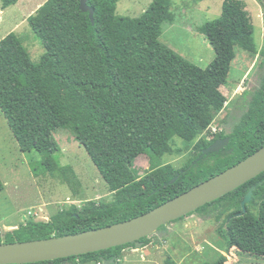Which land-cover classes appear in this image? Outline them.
I'll list each match as a JSON object with an SVG mask.
<instances>
[{
  "label": "trees",
  "instance_id": "1",
  "mask_svg": "<svg viewBox=\"0 0 264 264\" xmlns=\"http://www.w3.org/2000/svg\"><path fill=\"white\" fill-rule=\"evenodd\" d=\"M17 1L2 0V8ZM88 4L94 8V21L80 9V0H46L27 17L45 50L38 62L15 32L0 39V111L21 149L37 154L34 169L52 175L62 172L63 180L72 186L75 174H67L70 167L60 165L56 154L61 147L54 135L55 128L70 124L113 197L71 204L46 221L21 223L4 235L6 242L75 233L132 218L264 145V77L232 132L217 131L211 138L203 135L226 99L220 84L226 82L237 56L233 40L253 33L241 0L223 1V21L207 34L215 57L206 68L159 39L162 23L170 17V0H153L136 17L118 14V0H88ZM174 136L192 142L195 154L181 167L154 164L165 153L180 152L172 144ZM226 136L230 141L220 149L225 153L209 152L197 160L204 148ZM142 154L152 164L144 175L135 166ZM209 156L213 158L206 160ZM181 169L174 183L163 186ZM252 185L256 188L243 211L241 201ZM4 189L0 178V192ZM223 201L227 205L214 210ZM212 210L217 219L226 214L217 228L226 251L236 247L264 256V171L194 212L211 214ZM142 240L145 246L151 238ZM129 246L135 245L23 264H103L109 258L120 264ZM226 260L227 255L220 254L202 264ZM164 264L178 263L168 255Z\"/></svg>",
  "mask_w": 264,
  "mask_h": 264
},
{
  "label": "rangeland",
  "instance_id": "2",
  "mask_svg": "<svg viewBox=\"0 0 264 264\" xmlns=\"http://www.w3.org/2000/svg\"><path fill=\"white\" fill-rule=\"evenodd\" d=\"M45 1L18 0L2 8L0 0V39L9 32H15L29 50L34 62L40 60L45 50L31 30L27 17ZM152 1L118 0L116 12L136 17ZM170 1V17L162 23L158 32L159 39L191 62L206 68L215 57L207 34L212 33L214 27L223 21L221 11L224 0ZM241 1L249 12L253 33L247 39L233 40L237 56L226 82L220 84L226 99L216 112L211 128L203 134L208 138L215 134L213 128L227 134L232 132L248 110L252 94L263 85L264 0ZM54 135L61 147L56 154L60 165L70 167L67 174H75L72 186L63 180L62 172L52 175L40 168L34 169L37 154L21 149L0 111V178L5 184V189L0 192L1 242H6L4 235L21 223L30 220L46 221L58 210L71 204L81 206L90 199L110 200L113 197V192L83 145L78 142L71 125L55 128ZM172 144L180 152L165 153L154 160V164L172 163L175 167H181L195 154L193 143L179 136L173 137ZM220 152L225 153V150ZM212 158L209 156L206 160ZM135 166L140 175L148 173L152 167L150 157L146 154L138 156ZM225 205L227 202H219L214 210L222 209ZM214 210L211 214L191 212L159 227L150 235L151 241L147 245L125 248L120 264H164L168 255L178 264H202L215 261L220 254L227 255L225 264H264V256L244 252L236 247L226 251L225 241L217 232L226 214L217 219ZM29 211L37 214H29ZM85 264L97 263L91 261Z\"/></svg>",
  "mask_w": 264,
  "mask_h": 264
},
{
  "label": "water",
  "instance_id": "3",
  "mask_svg": "<svg viewBox=\"0 0 264 264\" xmlns=\"http://www.w3.org/2000/svg\"><path fill=\"white\" fill-rule=\"evenodd\" d=\"M80 9L89 12L91 20L94 21L95 11L88 4V0H80ZM229 141V136L217 138L202 150L197 160L209 152L219 151ZM183 171L181 169L174 177L164 182L163 186L174 183ZM263 171L264 145L223 171L132 218L75 233L0 242V264L53 260L126 243H134L135 247L139 248L144 245L142 238L150 236L159 227L222 197ZM255 188L256 185H252L243 197L241 201L243 211L246 210L247 203L251 201ZM102 262L103 264H118L114 258L103 259Z\"/></svg>",
  "mask_w": 264,
  "mask_h": 264
},
{
  "label": "built area",
  "instance_id": "4",
  "mask_svg": "<svg viewBox=\"0 0 264 264\" xmlns=\"http://www.w3.org/2000/svg\"><path fill=\"white\" fill-rule=\"evenodd\" d=\"M211 126H212V124L210 125V128H211ZM213 130H214V132H216L217 131V129L216 128H213ZM42 210V209H41ZM29 214H37V213H32L31 211H29Z\"/></svg>",
  "mask_w": 264,
  "mask_h": 264
},
{
  "label": "crops",
  "instance_id": "5",
  "mask_svg": "<svg viewBox=\"0 0 264 264\" xmlns=\"http://www.w3.org/2000/svg\"><path fill=\"white\" fill-rule=\"evenodd\" d=\"M143 11H144V10H143ZM13 226H14V225H13ZM123 252H124V251H123ZM127 252H128V251H127ZM127 254H129V253H127ZM123 256H126V255L123 254ZM120 260H121V259H120Z\"/></svg>",
  "mask_w": 264,
  "mask_h": 264
},
{
  "label": "flooded vegetation",
  "instance_id": "6",
  "mask_svg": "<svg viewBox=\"0 0 264 264\" xmlns=\"http://www.w3.org/2000/svg\"><path fill=\"white\" fill-rule=\"evenodd\" d=\"M217 132V131H216Z\"/></svg>",
  "mask_w": 264,
  "mask_h": 264
}]
</instances>
